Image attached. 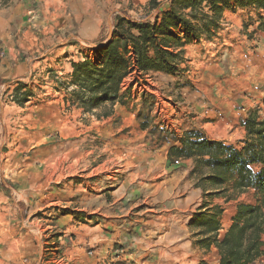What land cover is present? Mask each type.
<instances>
[{"label":"crops","instance_id":"0c3cea01","mask_svg":"<svg viewBox=\"0 0 264 264\" xmlns=\"http://www.w3.org/2000/svg\"><path fill=\"white\" fill-rule=\"evenodd\" d=\"M65 2L8 0L0 7V146L10 145V151L0 150V264H110L113 258L110 261L107 256L115 253L110 249L116 243L125 244L122 249L127 251L122 255L135 262L153 256L159 264H172V259L185 256L198 254L205 260L208 254L217 255L213 244L209 248L192 244L189 224L193 214L205 201L221 204L220 238L237 204L248 202L255 188L237 191L230 183L216 198L213 193L222 188L198 184L206 167L196 170L193 157L178 158L175 163L168 150L179 145L188 130L237 148L244 145L242 122L249 105L247 112L236 109L227 105L231 101L225 95L227 89L223 96L214 92L225 73L229 80L235 79L229 73L238 57L226 52L212 57L201 37L184 44V62L179 67L187 68L186 77L202 76L206 85V89L185 92L195 108L217 98L214 112L218 117L202 122L201 113L196 112L193 123L174 130V137L157 141L149 136L154 122L141 118L148 115L141 105L146 91L137 93L142 84L132 81L130 74L139 71L124 76L123 102H116L106 116L97 117L71 103L72 62L77 57L57 55L59 49L71 52L69 48L76 45H62L66 41L61 28ZM249 8L254 7L226 8L220 17V24L231 21L216 34L235 49L237 42L233 45L228 39L231 28L252 18ZM261 32L254 26L250 35ZM260 45L255 49L260 50ZM187 47L193 49L190 57ZM257 54L247 55L248 70ZM176 73L148 74L184 78L182 72ZM242 76L245 79L248 73ZM126 80L129 83L124 87ZM18 83L28 91L21 105L12 99ZM28 147L32 152L21 153ZM249 167L257 172L260 165ZM56 206L60 209L54 217L43 216L49 217ZM225 221L227 226L221 231ZM89 244L96 247L95 256L86 255ZM20 250L27 252L26 259L20 257Z\"/></svg>","mask_w":264,"mask_h":264},{"label":"trees","instance_id":"16d2710c","mask_svg":"<svg viewBox=\"0 0 264 264\" xmlns=\"http://www.w3.org/2000/svg\"><path fill=\"white\" fill-rule=\"evenodd\" d=\"M236 6L254 7L257 29L264 31V0H148L147 8L158 10L154 21L118 17L109 39L99 42L92 54L83 52L80 61L72 62L71 103L97 117L110 114L116 102H123L121 84L128 72H178L184 44L214 33L223 10ZM27 94L18 83L12 99L22 103ZM242 124L246 139L241 148L190 131L168 150L174 159L193 157L196 170L206 167L198 184L222 188L213 194L224 193L230 183L237 191L255 188L256 201L237 205L220 238L221 206L205 201L193 214L189 226L195 243L204 248L213 244L218 252L216 264H254L264 254V118L249 110ZM251 163L260 165L257 172L249 167Z\"/></svg>","mask_w":264,"mask_h":264},{"label":"rangeland","instance_id":"374dc122","mask_svg":"<svg viewBox=\"0 0 264 264\" xmlns=\"http://www.w3.org/2000/svg\"><path fill=\"white\" fill-rule=\"evenodd\" d=\"M147 1L148 0H75L73 1L75 3H73L71 0H66L64 4L66 7L65 23L61 26L63 33L62 37L66 39V41H64L62 45L67 42L69 44H76L77 46L70 47L69 49L71 52H65L64 50L59 49L57 55H76V61H80L83 57V52H86L88 55L92 54L93 51L96 50L99 42H105L111 37L115 21L118 17L129 18L132 20L154 21V16L158 13V10L148 9ZM162 1L164 2L165 0ZM7 2L8 0H0V7L4 6ZM249 9L250 10L248 11L253 12V16H251L252 18L249 16L241 24L238 23L236 29L231 28L233 33L228 39L233 42V45L234 42H237L236 49L234 46L230 45V42L224 41L222 36L220 37L216 34L218 29L210 35H203L201 37V42L203 47L208 48L209 54L212 57H217L218 54L222 55L225 52L227 55L231 54L238 57L235 59L236 65H234V69L231 72L229 70V74H233L235 79L229 80V76H226L225 73L224 80H222L221 83L217 82V86L220 87L217 88L219 90L216 89L214 91L216 96H218V94H220L219 96H223L225 89H227V94L225 95L229 98L231 97L230 103L227 104L228 106L234 105V107L239 110L246 108V112L249 108L248 111L255 110L259 118H264V33L261 32L260 36L250 35V31L254 26H257L258 23L255 24V21H257L256 9ZM251 20L253 22H251ZM230 21L231 20H224L219 24L218 28L224 29L227 27L226 22L230 23ZM258 43L259 45L262 43L260 45V50L255 49L258 47ZM200 49L202 48L200 47ZM184 50L185 49H183V60L181 62H184ZM42 52L44 53V51ZM187 52H190V54L187 53V57H190V55L193 54V49L187 47ZM257 52L258 54L253 56V60L256 63L250 66L248 70L245 66L247 55H253ZM181 62L177 64L179 71L176 74L182 72L184 75L182 73L180 75L184 76V78L175 80H172L170 76H163L162 74L144 75L136 72L135 74L130 73L131 78H133L132 81L137 80L142 84L140 88L137 86V93L141 95L142 92L144 93L146 91V98L144 100L142 99L143 102L141 101V105L148 111V115H141V118L144 119V117H148L149 122H154L151 124L152 128L150 129V133L148 131L151 139L156 138L158 141L160 138L164 140V138L167 137H174L172 136L174 130L178 131V129L182 128L181 126H185V123H193L195 121V118L192 117L196 116L194 114L196 112L201 113V116L203 117L202 122H211L218 117L217 113L214 112V107H216L215 102L218 101L217 98H211L209 102L199 106L200 108L194 107L191 98L188 97V94L185 91L187 89L193 90L194 88L206 89V85L200 75L196 76V74H193L190 77H186L188 74L186 73L187 68H180L179 65ZM243 73H248V77L243 79ZM168 74L175 75V73ZM224 81L226 82V86H224ZM128 83L129 81L126 80L123 86L126 87ZM184 86L186 87L184 88ZM229 90H231V93H229ZM245 94H248L246 96L247 98L244 97ZM234 101H236V103H234ZM17 104L21 105L22 103ZM1 110L2 104L0 103V112ZM203 110L204 112H202ZM190 131L198 130H188L184 132L183 136ZM0 150L2 152L10 151V145L4 143L0 146ZM30 152H32V150L29 147L21 150V153L23 154H29ZM248 196V202L246 203H254L256 201L255 191ZM215 197L218 198L219 196L215 194ZM212 205L221 206V204L218 203ZM59 209L60 208L56 206L49 217L42 215L45 218L51 219V217H54V212L58 213ZM53 220L54 219H52V221ZM51 224L54 223L51 222ZM225 226H227L226 221L221 227V231H223ZM189 233L190 238L192 239V244L201 247L195 243L196 236L193 235L191 229H189ZM124 247H126L125 244L116 243L110 249L115 252L111 255L109 253L111 257L107 256L108 260L113 258L112 261L110 260V264H159V260L153 256L146 259V261L140 260L139 262L126 259L124 258V255H122L127 251V249H122ZM95 248L96 247L91 244L86 245V255L95 256L93 253ZM203 253L205 254V252ZM199 256L200 255L198 254L193 255L190 258L185 256L184 258L172 259L171 262L172 264H197L200 260L204 259H201ZM20 257L26 259L27 252L20 250ZM205 261L208 264H216L218 261V252L217 255L208 254ZM254 264H264V254L257 259Z\"/></svg>","mask_w":264,"mask_h":264},{"label":"built area","instance_id":"2783aa9c","mask_svg":"<svg viewBox=\"0 0 264 264\" xmlns=\"http://www.w3.org/2000/svg\"><path fill=\"white\" fill-rule=\"evenodd\" d=\"M178 162V159H175V163H177Z\"/></svg>","mask_w":264,"mask_h":264}]
</instances>
